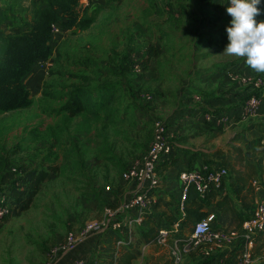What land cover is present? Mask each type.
Listing matches in <instances>:
<instances>
[{
    "label": "rangeland",
    "instance_id": "rangeland-1",
    "mask_svg": "<svg viewBox=\"0 0 264 264\" xmlns=\"http://www.w3.org/2000/svg\"><path fill=\"white\" fill-rule=\"evenodd\" d=\"M30 4L31 0L3 1L7 15L0 33H15L27 19L24 8ZM225 6L226 0H102L80 12L76 7L79 17L95 13V21L86 30L63 27L47 58L35 62L22 78L30 105L0 114V155L6 158L0 160L2 196L12 187L13 168H59L49 171L35 190H26L24 203L11 201V215L0 222V264H43L68 232L87 220H99L104 206L119 201L116 194L121 199L126 188L121 172L145 154L154 121H166L173 108L182 106L181 96L187 84L197 81L194 74L200 61L207 65L228 56L223 49L211 50L217 43L212 42L213 34H226ZM223 12L226 21L220 18ZM263 14L264 5L256 18H264ZM136 64L142 72L131 68ZM108 82L119 90L120 115L107 130L109 142L115 145L111 162L99 166L100 161L86 160L95 165L94 191L62 170L61 146L56 140L51 144L54 136L48 130L59 138L56 127L68 123L65 114L57 111L67 90L77 84L90 86L97 99L103 94L97 90ZM174 210L176 216V205ZM168 212L171 218L168 208L164 214ZM255 244L252 262L239 264H264V236L257 250ZM136 245L140 252L131 264H172L163 246ZM202 261L201 249H192L178 264Z\"/></svg>",
    "mask_w": 264,
    "mask_h": 264
},
{
    "label": "trees",
    "instance_id": "trees-1",
    "mask_svg": "<svg viewBox=\"0 0 264 264\" xmlns=\"http://www.w3.org/2000/svg\"><path fill=\"white\" fill-rule=\"evenodd\" d=\"M3 1L7 0H0V25L6 19L7 15L2 6ZM13 1L18 4L20 3V0ZM39 1H41L40 5H34L33 0H31L30 6L24 8L27 19L15 33H0V114L23 109L30 105L31 100L28 97L27 89L23 85L22 78L28 73L35 62L45 60L50 54L52 45V24L59 22L61 27L67 26L70 28L74 26L79 30H86L95 21V13L89 16L84 12L80 17L77 14L76 7L83 0ZM263 5L264 0H262V3L257 5V7L262 11ZM177 28L178 27H175V29ZM125 71H127V68H123V72ZM90 89H92L90 86L84 87L77 84L67 90L64 94L65 99L59 110H57L59 114L64 113L65 120L67 119L68 121L67 124L65 123L61 127H56L57 134H59L61 139L52 134L51 130L53 131V129L48 131L54 136L49 139L51 144H55V142L58 141L61 146L62 170L67 172L69 178L74 177L73 179H76L78 177L82 186L91 187L95 191L93 186L94 177L92 174L95 170V165L92 163L86 164V160L92 158L94 161H100L99 166H106L108 161L111 162V158L115 151V145L109 142L107 130L111 129L119 118L120 95L118 88L110 82L102 84L97 90L103 92L97 99H93V91L95 90L92 89V91ZM250 90V94L242 96L243 98L240 97V102L234 107H238L247 97L252 94L257 95V92H259L253 89ZM218 111L219 110H215L212 111V113ZM203 112L211 111L206 110ZM201 114L200 112V116ZM207 125L214 124L211 123ZM151 134L152 139L153 133ZM67 139H69L68 142H66ZM233 150L237 152L238 158L233 164L230 163V174L232 175L235 171V163H241L244 157L249 155V152H244L242 148L239 147H235ZM227 157L228 159L230 158L229 155H227ZM176 158L177 148H171L170 152L158 165L159 167L161 166V173L172 166L176 162ZM5 159L4 156L0 155L1 161ZM228 159H221V161L216 164L225 166L226 162L230 161ZM206 163L211 164L215 162ZM127 168L128 167H126L125 170ZM13 169L14 170H11L13 174V180L11 182L12 187L9 189L8 194L5 193L10 210L9 214L3 219L9 217L12 213V207H10L11 201L15 204L24 203V192L29 189L35 190L37 186L45 180L49 171H57L59 168H57V166L48 165L41 168L24 169V167H20ZM244 170L245 171H241L236 175L237 186L234 188V191L240 196L241 205L248 213L245 215H242L244 212L240 213V211L236 213L239 219L238 228L241 227L243 221L248 218L252 212L253 204L250 203L249 197H252L253 190L250 186V181L258 172L257 167L252 164H244ZM227 173L229 175V170ZM222 188L223 183L217 188H212L203 198L197 196L199 200H187L184 204L185 215L180 230L174 233L173 236L179 237L183 233H190L193 224L206 216V212L203 208L210 204V200L216 197ZM95 194L98 197V193ZM216 205L223 210H231L233 201H231L228 196H224L222 200L216 201ZM165 206L173 215L169 218V216H167L169 212L167 214L162 212L163 220L165 224L168 225L177 219L179 213L175 216L173 214V211H175L173 207H168V204H165ZM152 216L153 215L150 213L146 217L147 226L143 230V237L146 241L153 239L157 234L158 228L161 226L159 222H155V220L152 219ZM108 231L110 233L107 234L106 237L107 243H111L114 238L116 241L119 240L124 234L123 231L119 232L112 229H108ZM262 233H264V231L254 236L253 242L256 243L261 241L259 237ZM243 249V244L238 242L236 247L232 250L218 252V257L210 256L204 258L201 255L205 262L202 261L201 263L199 262V264H230V262L235 259L236 253ZM133 259H135V255L129 250L124 252L120 258L114 260L111 253V260L115 261L116 264H131ZM220 259L221 262L219 261ZM170 261L172 262L171 259ZM172 264L174 263L172 262Z\"/></svg>",
    "mask_w": 264,
    "mask_h": 264
},
{
    "label": "crops",
    "instance_id": "crops-1",
    "mask_svg": "<svg viewBox=\"0 0 264 264\" xmlns=\"http://www.w3.org/2000/svg\"><path fill=\"white\" fill-rule=\"evenodd\" d=\"M101 2L102 0H83L78 4L80 7L79 12L91 8L92 5L99 6ZM224 16L225 13L223 12L220 18L225 20ZM256 19L261 20L264 18L259 17ZM227 20H230L228 15ZM205 34L207 35L208 32ZM56 38L57 36L51 40V43L57 40ZM212 39V42H217L211 46L213 48L211 50L214 51L217 49L222 50L223 44L227 42L226 34L223 33H214ZM214 51L206 52L212 54ZM195 70L196 74L194 75L198 77L197 81H192L186 85V92L181 96L182 106L173 108L166 119L168 128L172 131L171 148H177V160L167 170L163 171L161 176L159 175V186L152 196L156 201L151 210L152 219L155 222L164 223L162 211L166 212L167 210L165 204L174 209L177 198V176L180 171L186 168L198 167L203 162H215L216 164L221 159H228L227 155H229L228 160L230 161L225 164V167L229 170V175L223 183V188L203 210L206 215L208 213L216 215L214 226L217 228L236 229L239 223L236 213L238 211L240 213L244 212L242 215L248 213L241 205L240 196L234 191L237 186L236 175L241 171H245L244 164L255 165L258 170L250 181L253 190L252 197H249L250 203L254 205L257 201H264V142L262 141L264 137V91L261 94L262 100L259 110L256 116L250 119L231 120L223 126L207 125L201 121L200 112L206 110L211 112L215 110L229 111L240 102V97L250 94V88L240 84L237 80H231L229 78L230 74L255 76L264 73L255 72L244 63L243 57L235 56H227L207 65H203V61H200ZM197 96L201 97V101L198 103L194 101ZM235 147L242 148L244 152H249V155L244 157L241 163H235V171L232 175L230 174V163L233 164L238 158L237 152L233 150ZM253 180L258 183V188L251 185ZM224 196H228L233 201L231 210H223L216 205V201L222 200ZM188 200H199V198L191 194ZM83 224L77 227L75 231H78ZM146 226L147 222L145 221L142 227L135 230V243L129 246H117L115 238L112 239L111 243H107L106 237L110 230L85 238H77L73 249L65 254H60L56 263L69 264L71 258L81 257L92 262V264H116L113 260L120 258L127 250L135 255V259L131 261L133 263L138 257V251L140 252L136 243L143 248L152 244L148 243L149 241H146L143 237V230ZM263 236L264 233L260 234L259 238L262 239ZM256 244L255 250H257ZM163 247L167 249L168 259H170L168 247ZM111 253L113 260H111ZM230 264L239 263L234 259Z\"/></svg>",
    "mask_w": 264,
    "mask_h": 264
},
{
    "label": "built area",
    "instance_id": "built-area-1",
    "mask_svg": "<svg viewBox=\"0 0 264 264\" xmlns=\"http://www.w3.org/2000/svg\"><path fill=\"white\" fill-rule=\"evenodd\" d=\"M227 4L228 0L226 6ZM63 30L59 22L52 24V39L59 36ZM132 69L142 72L139 64L132 65ZM229 78L259 91L258 94L250 95L240 106L229 111L202 112L200 117L204 123L223 126L231 120H245L256 116L261 105V94L264 91V74L256 76L230 74ZM144 98L150 100L151 96L145 95ZM194 101L200 102L201 98L197 96ZM166 123L160 120L154 121L153 136L145 154L139 160L132 162L121 174L120 180L126 184L121 199L119 194H116L119 201L113 202L111 206H104L99 220L85 221L78 231L68 232L64 242L51 250L43 264H57L58 256L73 249L77 238L92 236L108 229L124 232L122 238L117 240V246H129L135 243V230L142 227L156 202L152 196L160 182L157 166L171 150L172 131ZM262 141L264 142V137ZM227 171L228 169L223 165L203 162L198 167L186 168L178 173L176 206L179 216L168 225L159 222L161 226L157 234L148 242L167 246L174 264L180 263L185 252L192 249H201L204 258L218 257V252L232 250L238 242L243 244L244 249L236 253L235 259L241 263L252 262L253 237L264 231V201H257L253 205L252 212L238 229L217 228L214 226L216 215L208 213L193 224L190 233H183L179 237L173 236L180 230L185 215L184 204L190 195L203 198L212 188L224 183L228 177ZM251 185L258 188L256 180H253ZM106 190L110 188L107 186ZM9 210L6 197L0 194V222L9 214ZM219 261L221 262V259ZM69 264H92V262L81 257H73Z\"/></svg>",
    "mask_w": 264,
    "mask_h": 264
},
{
    "label": "clouds",
    "instance_id": "clouds-1",
    "mask_svg": "<svg viewBox=\"0 0 264 264\" xmlns=\"http://www.w3.org/2000/svg\"><path fill=\"white\" fill-rule=\"evenodd\" d=\"M262 0H228L225 12L227 42L223 53L243 57L244 63L257 73H264V19L257 20Z\"/></svg>",
    "mask_w": 264,
    "mask_h": 264
}]
</instances>
